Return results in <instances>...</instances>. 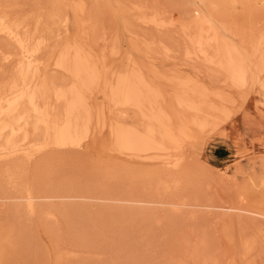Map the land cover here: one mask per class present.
<instances>
[{"label": "rangeland", "instance_id": "rangeland-1", "mask_svg": "<svg viewBox=\"0 0 264 264\" xmlns=\"http://www.w3.org/2000/svg\"><path fill=\"white\" fill-rule=\"evenodd\" d=\"M82 1L85 10L80 13L70 7L71 0H0V14L21 20L22 32L27 30L40 43L47 78L71 81L55 67V57L67 41L81 40L101 57L112 82L127 71L128 52L155 70L147 68L150 81L177 122H184L185 112L176 96L191 93L190 77L207 85L205 98L219 114L200 115L204 128L185 120L193 139L183 137L181 148L173 152L185 162L175 171L115 149L107 125L133 122L134 112L115 107L102 82L87 93L95 120L82 146H51L31 158L16 153L0 159V196L14 193L19 183L50 194L65 188L92 191L63 200L39 199L34 212L25 200L0 198V264H264V219L199 206L233 203L264 210V98L259 88H235L224 76L211 78V66L186 56L188 36L195 30L194 0ZM211 1L206 6L213 7L212 16L240 35L248 38L264 30V0ZM153 15L165 26L144 22L143 17ZM0 41L16 52L6 38ZM14 64L0 58L1 80H11ZM223 93L228 99L220 98ZM40 132L31 129L32 144ZM198 166L207 175L195 172ZM101 193L199 205L151 204L148 209L140 203L100 199ZM44 211L57 214L50 217ZM251 237L256 244L247 254L243 243Z\"/></svg>", "mask_w": 264, "mask_h": 264}, {"label": "bare ground", "instance_id": "bare-ground-1", "mask_svg": "<svg viewBox=\"0 0 264 264\" xmlns=\"http://www.w3.org/2000/svg\"><path fill=\"white\" fill-rule=\"evenodd\" d=\"M208 1L210 0H194L191 2L194 6L193 13L196 15L193 20L195 30L188 36L189 45L187 44L184 50L186 56L200 59L202 64L211 66L212 71L209 73L211 78L218 80L220 76H224L225 80H229L235 88L254 85L259 88V92L264 98V79H261L264 73V30H260V33L253 34L248 38L244 37L243 34V36L240 35L212 16L210 11L213 7L210 10L208 9L209 7L206 6ZM235 1L232 0V2ZM211 2H214V0ZM70 7L80 13L85 10L82 0H71ZM143 19L146 24H153L157 27L165 26V23L157 15L143 17ZM23 25L24 23L21 20H13L6 14H0V39L6 38L8 43L16 49V52H11L0 41V58L5 62L15 63L11 80L6 79L7 82H4V78L0 79L2 83L4 82L0 84V159L16 153H23L27 158H31L38 151L51 146L58 148L82 146L84 140L91 136L95 120L94 108L88 101L90 97L87 93L98 88L102 82L106 83V91H108L109 98L115 107L125 106L134 112L135 121L133 122L123 123L118 121L111 123L110 126L107 125L114 140L115 149L120 153H128L134 157L144 158L153 164L169 167L175 171L181 169L185 162L182 157H178L173 152L181 148L182 142L180 141L183 137L185 140L191 137L187 131L189 124H186L185 120L204 128L205 123L201 122L200 115L217 116L219 114L216 105L205 98L209 92L207 85L198 83L196 79L190 77L188 87H192L191 93L186 91L176 96V100L179 102L178 105L185 112L184 122H177L171 116L170 110L167 109L161 92L150 81V74L148 75L150 72L148 71L152 70V73H154L155 70L147 67L148 70L145 65L143 66L137 61L133 52H128L127 71L122 70L124 73H119L116 81L112 82L111 78H108L101 57H95L87 46V42L84 43L81 40H72L74 41L72 43L67 41L65 45L62 44L63 46L60 44V47H62H59V53L56 54L55 67L61 73L69 74L72 79L70 82L58 83L53 78H47L46 74H43L45 73L43 70L47 69L45 64L47 62L40 57L41 45L35 43L33 37L28 35L27 30H25L27 34L25 31L22 32ZM236 37H239L238 41ZM11 50L14 51V49ZM254 57H258L257 61H253ZM196 64L198 66V63ZM220 96L223 100L228 99V96L224 93ZM31 129H34V131L41 130L40 134L38 133L37 142L33 144L30 139ZM261 163H263L262 170L264 171V160ZM164 170L166 171V169ZM198 170L205 171L199 166L194 168L195 172ZM207 172L210 174L208 169ZM225 174H227V171H225ZM145 175L149 177L150 173ZM112 176H115V174ZM262 176H264V172ZM17 185L20 186H16V189H18L14 193L9 192L8 194L7 192V195H2L0 198L25 200L32 212L35 211V203L39 199L47 197L66 198L67 196L77 195L88 196L85 194L92 192L86 190L90 187L86 188V191L84 189L78 191L74 188H65L50 194L46 191H34L22 183ZM143 191L146 193L145 190ZM103 194L97 197L103 200L140 203L147 206L151 204L173 205L172 207L193 205L179 201L137 199L136 197L135 199L133 196L132 198L118 197L121 196L119 194L116 196L118 198H109L103 196ZM149 195L151 196V194ZM220 204H194L193 206L199 205L206 208L221 209L230 214L239 213V217L248 215L253 216V218L264 219V210L233 205V203L228 206ZM147 206L146 208L149 209V206ZM38 210L40 211V209ZM45 213L50 217L57 214L53 211ZM255 244L254 238L245 239L243 245L247 254L255 247Z\"/></svg>", "mask_w": 264, "mask_h": 264}]
</instances>
